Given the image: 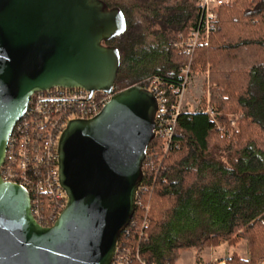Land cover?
<instances>
[{"label": "trees", "instance_id": "16d2710c", "mask_svg": "<svg viewBox=\"0 0 264 264\" xmlns=\"http://www.w3.org/2000/svg\"><path fill=\"white\" fill-rule=\"evenodd\" d=\"M103 1L120 7L127 21L122 34L105 42L120 53L113 89L144 85L152 75L177 80L188 55L174 44L196 26L197 0ZM191 67L208 70L209 83L215 84L212 110L222 122L226 112L239 114V129L221 137L207 113L183 112L167 151L154 136L134 213L117 245L127 248V264H176L180 250L192 248L196 262L204 264V248L244 240L246 257L234 251L212 264H259L264 258V0L221 5ZM43 200L46 217L38 223L49 226L60 209L50 215L51 202Z\"/></svg>", "mask_w": 264, "mask_h": 264}, {"label": "water", "instance_id": "95a60500", "mask_svg": "<svg viewBox=\"0 0 264 264\" xmlns=\"http://www.w3.org/2000/svg\"><path fill=\"white\" fill-rule=\"evenodd\" d=\"M126 17L103 0H0V168L30 96L52 87L112 92ZM156 99L133 84L67 122L57 144L66 202L49 226L27 190L0 175V264H110L135 210Z\"/></svg>", "mask_w": 264, "mask_h": 264}, {"label": "built area", "instance_id": "2783aa9c", "mask_svg": "<svg viewBox=\"0 0 264 264\" xmlns=\"http://www.w3.org/2000/svg\"><path fill=\"white\" fill-rule=\"evenodd\" d=\"M223 2L197 0L196 26L187 36L179 35V41L174 44L188 55V61L180 68L177 80L152 75L142 81V86L150 90L156 99L155 136L159 137L164 152L171 145L178 115L192 112L186 111V108L195 109L200 102L202 92L196 96L199 91V82L196 81L199 73L191 70L192 55L197 45L215 27L218 9ZM115 92L114 89L109 93L101 90L89 92L81 88L57 86L39 90L30 96L24 115L15 123L8 138L0 175L3 180L17 183L27 190L32 215L37 222L45 216L43 198L51 202L50 215L59 209L61 211L66 202L65 192L58 179L57 144L60 133L69 120L86 119L97 114ZM206 106L202 112L209 115L221 137H225V131L230 135L237 130L239 114H229L226 122H222L217 117L220 113L209 105V98ZM146 224L144 219L143 226ZM127 251L124 245H117L110 264H127ZM260 264H264V260Z\"/></svg>", "mask_w": 264, "mask_h": 264}, {"label": "rangeland", "instance_id": "374dc122", "mask_svg": "<svg viewBox=\"0 0 264 264\" xmlns=\"http://www.w3.org/2000/svg\"><path fill=\"white\" fill-rule=\"evenodd\" d=\"M230 1L231 0H224L222 5H224L225 3H228ZM187 35L188 34H186L184 36H187ZM191 70H193V69L191 68ZM194 72H198L200 74V75L197 74V78H196V81L199 82V84H198L199 85V88H198L199 91H198L196 96H199V94L201 92L202 93L200 95L201 96L200 102L195 107V109L186 108V111H192V112L193 111L194 112L202 111L207 107L206 106L207 99L210 98L211 88L215 87V84L209 83L208 70L202 71V70L194 69ZM195 99H198V98L196 97ZM224 114H226V116H225V120H226L227 115L229 116V114H232V112H226ZM233 114H236V113H233ZM238 129H239V124L237 123V130ZM237 130H235V131H237ZM245 249H246L245 241L241 240L235 245H230V247H228L226 245V243H222L216 247H206L201 251L200 256L202 259V263L212 264V263H215L218 259H220L222 257H226L227 254H231L234 251L244 258V257H246ZM262 260H264V258ZM260 262H259V264H260ZM176 264H198L196 262L195 250L193 248L180 250L179 258L177 259Z\"/></svg>", "mask_w": 264, "mask_h": 264}, {"label": "crops", "instance_id": "0c3cea01", "mask_svg": "<svg viewBox=\"0 0 264 264\" xmlns=\"http://www.w3.org/2000/svg\"><path fill=\"white\" fill-rule=\"evenodd\" d=\"M226 245L228 246V247H230V245H228L227 243H226ZM245 252H246V249H245ZM230 254H227V256H229ZM246 256H247V253H246ZM220 259H224V257H222V258H220Z\"/></svg>", "mask_w": 264, "mask_h": 264}]
</instances>
